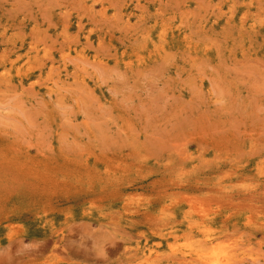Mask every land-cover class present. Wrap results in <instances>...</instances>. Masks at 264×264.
<instances>
[{
	"label": "rangeland",
	"instance_id": "374dc122",
	"mask_svg": "<svg viewBox=\"0 0 264 264\" xmlns=\"http://www.w3.org/2000/svg\"><path fill=\"white\" fill-rule=\"evenodd\" d=\"M210 262L264 264V0H0V264Z\"/></svg>",
	"mask_w": 264,
	"mask_h": 264
},
{
	"label": "bare ground",
	"instance_id": "6f19581e",
	"mask_svg": "<svg viewBox=\"0 0 264 264\" xmlns=\"http://www.w3.org/2000/svg\"><path fill=\"white\" fill-rule=\"evenodd\" d=\"M38 7V6H37ZM217 258V257H216ZM207 263V262H206ZM211 263V262H210ZM212 264V263H211ZM214 264H216V263H214Z\"/></svg>",
	"mask_w": 264,
	"mask_h": 264
}]
</instances>
